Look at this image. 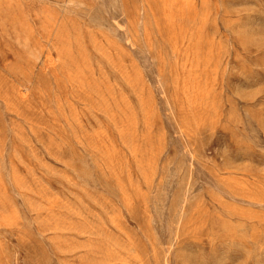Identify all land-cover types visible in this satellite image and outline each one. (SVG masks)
<instances>
[{
    "label": "rangeland",
    "instance_id": "1",
    "mask_svg": "<svg viewBox=\"0 0 264 264\" xmlns=\"http://www.w3.org/2000/svg\"><path fill=\"white\" fill-rule=\"evenodd\" d=\"M0 264H264V0H0Z\"/></svg>",
    "mask_w": 264,
    "mask_h": 264
}]
</instances>
